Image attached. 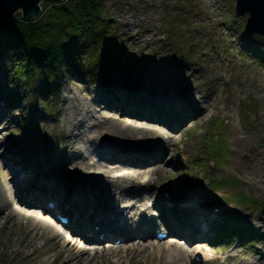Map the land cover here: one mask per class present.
<instances>
[{"label": "rangeland", "instance_id": "1", "mask_svg": "<svg viewBox=\"0 0 264 264\" xmlns=\"http://www.w3.org/2000/svg\"><path fill=\"white\" fill-rule=\"evenodd\" d=\"M42 2L38 3L40 8ZM169 2H178L177 8L169 6L168 9H173V13L181 12L177 15L185 18L190 32L191 55L180 54L178 48L163 44L165 30L169 31V26L163 22L162 0H102L109 8L114 31L130 35L126 44L130 53L106 77L98 73L90 79L74 74L72 69L60 71L57 74V99L39 86L36 75L33 80H25L23 76L13 80L11 70L17 64L13 63L12 54L0 55V100L11 103L0 118V186L2 182L8 183L10 193L16 198L15 187L9 182L10 176L4 164H13L20 159L39 161L42 162L44 175L51 178L52 182H58V187L63 186L66 197L71 198L75 179L82 178L87 183L94 179L90 173L93 169H81V166L69 162L75 154L74 151L68 152L66 147L69 143L67 137L71 133L77 134L78 143L75 146H90L100 141L103 144H100L101 147L109 145L122 150V147H131L125 148L128 151L123 155L116 153L119 159L103 154L101 157L100 152L88 151L89 162H100L101 167L106 164L114 176L128 172L129 165L123 160L125 156L141 159V163L156 161L155 155L149 152V148L155 145L162 149V158L154 162L160 170L143 169L151 177V182L157 185L151 193L156 205L163 202L160 189L174 186L173 191L186 198L198 193L201 199L197 203L201 210L206 208L210 212V205L222 206L223 214L219 215L218 222L210 226L217 230L218 235L215 239L210 237L211 244L206 247L219 257L235 255L230 264H241V259L255 262L261 255L264 256V37L244 30L247 14L235 15V0ZM17 13H21V10L14 15L17 16ZM180 29L185 30L186 26L182 24ZM238 38L244 39L243 46L235 45ZM15 50L22 55L19 48ZM140 72L146 73L148 81L163 82L153 84L150 90L143 88L130 80V76H139ZM183 81L194 89L192 95L188 96L191 98H185V104L180 107L170 102L169 96L161 94L162 91L156 87L160 85L163 89L167 82H175L183 90ZM114 83L130 89H133L131 85L136 86L139 88L136 90H143L152 98L159 96L158 100L150 103V107L160 108V112L171 111L170 106L179 111L176 122L183 123L180 127L183 129L174 132L178 138L172 141L169 155L163 153L166 142L155 136L140 148L93 125L94 120H104L102 111H112L113 115L120 113L118 108L103 107L93 95L99 87ZM210 89L212 95L207 94ZM88 99L91 106H88ZM86 106L93 110L90 113L93 120L90 122L81 119ZM136 108L140 109L141 106ZM77 111L79 113L74 120L76 129L69 132L68 124ZM170 118H174L173 114ZM216 124L223 125V133L219 137L223 140L224 153L218 156V165L212 163L213 154L204 157L205 148L203 155H199L204 147V139L217 133L213 128ZM160 126L166 130L165 123ZM233 131L251 139L246 153L239 155L240 147H236ZM133 150H136L137 156L128 155ZM6 154L8 160L4 159ZM14 156L17 158L14 159ZM203 160L209 165L203 166ZM100 175L99 178L103 179ZM226 179L222 187L217 183ZM88 190L95 191L89 186ZM245 197L255 199V204L246 203ZM152 199L150 201L146 196L142 202H136L137 198L135 202L139 207V204L150 205ZM187 201L191 202L192 198ZM115 202L110 201L113 207ZM14 203L23 216L16 218L11 226L2 222L0 217V264H30L33 248L21 243V235L23 224L28 223L35 214H28L23 206L16 201ZM144 213L149 215L147 209ZM237 223L238 228L235 227ZM219 225L222 230H219ZM166 239L171 238L168 236ZM191 249L188 257L192 260Z\"/></svg>", "mask_w": 264, "mask_h": 264}, {"label": "bare ground", "instance_id": "2", "mask_svg": "<svg viewBox=\"0 0 264 264\" xmlns=\"http://www.w3.org/2000/svg\"><path fill=\"white\" fill-rule=\"evenodd\" d=\"M240 39L241 38H238L235 42V45L239 47L243 46L245 43L244 39ZM146 78L148 77L145 72H140L139 76H130L132 82H137L140 86L143 88L147 87L149 90L152 88L153 84L163 82L148 81ZM131 86L133 89H130L128 86L124 87L118 85L117 83L108 84L99 87L93 93L103 107L109 109L118 108L120 112L113 115L112 113L114 112L112 111L108 113L102 111L101 114H103L104 120L101 122L94 120L93 125L98 129H103L106 132L114 134L119 139L127 143H132L134 146L140 148L144 147L143 145L148 142L149 138H151L150 141H152V136H155V138L166 142L163 153L169 155L172 150V141L174 138H178V136L175 135V131L183 125V123L176 122V116L179 111L171 108V111L164 110L160 112V108H151L150 103L158 100L159 96H154L152 98L147 92L136 90L135 88H139L133 85ZM156 87L158 90L162 91L160 92L161 94L169 96V101L176 104L177 107L185 104V98H191L188 96L192 95L194 89L193 86L191 87L186 84V82L184 83L183 90H181L179 85L175 82H167L163 89L160 85H156ZM207 94L212 95V89H210ZM87 103L88 106L92 104L90 99L87 100ZM207 104H209V102ZM88 106L85 107V115L82 116V121L87 120L90 122L93 120V115L90 114L93 110L89 109ZM137 106H141L143 110H141V108H136ZM7 109V107L0 105V118L1 114ZM169 111L171 112L170 115L173 114V116H175L174 118H170L168 115ZM78 113L79 111L75 112V115L68 124L69 132L76 129L74 120ZM152 117L158 119L155 120L152 119ZM162 123H165L166 130L160 126ZM182 129L183 128H180V130ZM232 134L233 140L236 142V147H240L239 155H241V153H246V147H249L251 139L246 135L239 136L234 131ZM76 136L77 134L72 135L71 133V135L67 137L69 141L66 145L67 151L75 152V154L70 157L69 162L72 165L81 166V169H93L90 173L94 180L89 183H84L81 190L76 191L75 194H71V198L66 197L67 195L64 193L65 190H63V186H57L58 182H52L44 178L43 184L49 185L55 190L53 193H50V195L53 197V201L56 203V208L58 210L69 211L71 208L70 221L74 226L83 231V240H101L96 236L102 233L104 239H108L110 242L116 241V239H121L122 241L128 240V242L107 245H103L102 242L96 244V246L87 247L84 244L74 241L70 235L59 231L45 216L34 215L28 223L23 224V232L21 235V243H24L25 246H32L33 248L30 264H177L182 262L183 264H199L197 262H192L188 257L190 248H192L191 251H194L195 254L201 256L204 264H230V260L234 258L235 255L223 256L222 263H220L218 255H209L211 249L206 247L207 244L196 242L197 239H203L207 242V237L203 235L204 232H202V230H206L208 233L214 232V230L209 227L212 225L211 222L213 219L208 211L205 213V216L198 211L197 216L192 217V212L194 211L193 203L201 199L198 193H192V196L187 198H192L194 201L189 203L183 195L172 192L174 199L181 203L178 205L179 208H175L173 212L170 211L168 215L166 213L167 209L164 207L163 203H161V205L157 204L159 208L161 207L160 224L165 227V229H168L170 233L169 238L171 239L162 240L153 239V237L151 241L143 240L149 237L153 232L155 224L152 220L145 222L139 219L135 225L131 226V229L119 223L118 214L113 210L110 201L112 203L114 201H117L115 203L126 201L125 211L130 217L135 215L137 209L136 202L144 200L142 191L146 190L149 193L153 192L151 186L149 190L146 189V186L149 185L147 183L151 182V179L148 176L147 180V173L143 168L148 167L152 171H159L160 167L158 164L156 166L154 162L160 161L162 158V149L157 148L155 145L149 148V152H152L153 156L155 155L154 157L156 158V161L151 163H145V161H143L142 163L144 164H142L141 159L132 158L130 156L123 157V160L129 165V167H127L129 170L125 174L114 176L110 173V169L106 164H103V167H101L100 162H89L88 151L100 152L101 157L103 154L104 156H111L119 159L120 157L115 154L123 155L128 151L125 148L131 147H122L123 150L119 147L109 145L101 147L103 144H101L100 141L95 142V140L98 139L97 134L93 141L95 144L90 146H75V144L78 143ZM97 145L100 147H96ZM135 152L136 150H133V152H129L128 155H136ZM254 156L257 157V154H254ZM4 159L8 160V154H6ZM125 161L120 162L125 163ZM153 165L156 166L155 169ZM98 174H101L100 176H102L104 180L100 179ZM19 176L20 170L16 169L13 180ZM138 179H140L142 187H136V185H134V182ZM10 180H12V177H10L9 182H11ZM87 184L89 189L95 191H85ZM127 184L131 185L129 186L130 188L125 186ZM152 185H156L155 182H153ZM114 189L116 191H114ZM151 195L153 196V194ZM136 198L137 201L135 202ZM14 202L15 198L9 191L8 183L2 182L0 186V217L2 218V222L7 223L8 226H11L16 218L19 219L23 216V213L16 207ZM47 209L48 208L45 210L48 211ZM24 214L28 215L29 213ZM131 223L134 224V221ZM93 225H98L99 228L98 230H92L91 232H93V235L89 237L85 233L90 230ZM146 234H148V236L143 237ZM192 245L194 246L192 247ZM241 261L243 262H241V264H264V256L261 255L255 262L244 259H241Z\"/></svg>", "mask_w": 264, "mask_h": 264}, {"label": "trees", "instance_id": "3", "mask_svg": "<svg viewBox=\"0 0 264 264\" xmlns=\"http://www.w3.org/2000/svg\"><path fill=\"white\" fill-rule=\"evenodd\" d=\"M172 10L164 8V22L169 26L165 42L181 49L183 54H190L186 50L190 45L188 26L183 15H177L181 12L172 14ZM17 14L9 22L0 23V54L9 51L15 56L13 62L18 68L12 71L14 79L38 75L41 88L56 97L60 71L72 69L76 75L91 78L111 69L127 52L128 37H119L114 31L109 8L102 0H43L41 13L34 20H25L21 13ZM182 24L185 30L180 29ZM217 129L219 132L222 128L218 125ZM204 145L208 151L220 154L223 140L211 136ZM244 200L255 204L253 198ZM235 225L239 227V223Z\"/></svg>", "mask_w": 264, "mask_h": 264}, {"label": "water", "instance_id": "4", "mask_svg": "<svg viewBox=\"0 0 264 264\" xmlns=\"http://www.w3.org/2000/svg\"><path fill=\"white\" fill-rule=\"evenodd\" d=\"M40 1L42 0H0V22L10 19L18 10H21L22 17L26 20L36 18L41 11L38 5ZM235 11L238 15L249 13L246 30L264 35V0H236Z\"/></svg>", "mask_w": 264, "mask_h": 264}]
</instances>
